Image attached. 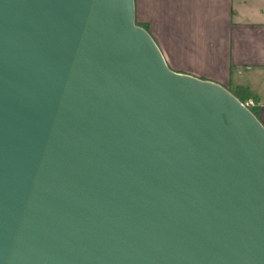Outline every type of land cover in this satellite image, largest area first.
<instances>
[{
    "label": "water",
    "instance_id": "95a60500",
    "mask_svg": "<svg viewBox=\"0 0 264 264\" xmlns=\"http://www.w3.org/2000/svg\"><path fill=\"white\" fill-rule=\"evenodd\" d=\"M0 264H264V126L134 0H0Z\"/></svg>",
    "mask_w": 264,
    "mask_h": 264
},
{
    "label": "crops",
    "instance_id": "0c3cea01",
    "mask_svg": "<svg viewBox=\"0 0 264 264\" xmlns=\"http://www.w3.org/2000/svg\"><path fill=\"white\" fill-rule=\"evenodd\" d=\"M134 9L171 70L245 89L255 100L242 103L264 126V0H134Z\"/></svg>",
    "mask_w": 264,
    "mask_h": 264
},
{
    "label": "trees",
    "instance_id": "16d2710c",
    "mask_svg": "<svg viewBox=\"0 0 264 264\" xmlns=\"http://www.w3.org/2000/svg\"><path fill=\"white\" fill-rule=\"evenodd\" d=\"M137 24V23H136ZM137 25H139V24H137ZM139 26H141V25H139ZM141 27H143V26H141ZM229 91V90H228ZM244 93V94H243ZM233 94V93H232ZM240 102H243L245 99H247V98H249V97H252L254 100H255V98L251 95V94H249L245 89L243 90V89H240V91L238 90V92H235L234 94H233ZM249 110L252 112V114L257 118V110H256V106L254 107H249ZM258 119V118H257Z\"/></svg>",
    "mask_w": 264,
    "mask_h": 264
},
{
    "label": "built area",
    "instance_id": "2783aa9c",
    "mask_svg": "<svg viewBox=\"0 0 264 264\" xmlns=\"http://www.w3.org/2000/svg\"><path fill=\"white\" fill-rule=\"evenodd\" d=\"M243 105H244L245 107H250V106H253V102H252L251 100H248V101H246L245 103H243Z\"/></svg>",
    "mask_w": 264,
    "mask_h": 264
},
{
    "label": "rangeland",
    "instance_id": "374dc122",
    "mask_svg": "<svg viewBox=\"0 0 264 264\" xmlns=\"http://www.w3.org/2000/svg\"><path fill=\"white\" fill-rule=\"evenodd\" d=\"M183 74H185V73H183ZM189 75V74H188ZM192 76V75H191Z\"/></svg>",
    "mask_w": 264,
    "mask_h": 264
}]
</instances>
